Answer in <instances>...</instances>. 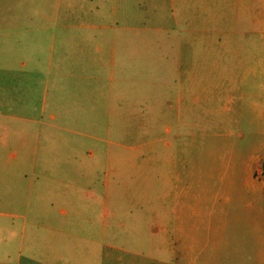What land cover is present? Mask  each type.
Instances as JSON below:
<instances>
[{"label":"rangeland","instance_id":"obj_1","mask_svg":"<svg viewBox=\"0 0 264 264\" xmlns=\"http://www.w3.org/2000/svg\"><path fill=\"white\" fill-rule=\"evenodd\" d=\"M236 14L234 0H0V262L264 264V0L251 49ZM43 129L64 157L32 166Z\"/></svg>","mask_w":264,"mask_h":264},{"label":"crops","instance_id":"obj_2","mask_svg":"<svg viewBox=\"0 0 264 264\" xmlns=\"http://www.w3.org/2000/svg\"><path fill=\"white\" fill-rule=\"evenodd\" d=\"M234 5L236 7L237 10V23L239 26V30L238 33H240V39L243 42V47H250L253 48V45L256 44L257 39H258V0H234ZM225 20V19H224ZM87 27V26H86ZM114 52L112 51V54ZM23 65V63L21 64ZM252 70V69H250ZM61 75H58V77H60ZM96 80L97 78L93 77V75H88V73L86 74H78V80ZM109 82L113 81L112 75L109 76L108 78ZM82 95V93L80 94ZM90 101L91 102H96V99L93 98V94L90 95ZM78 107H81V105H78ZM53 108L57 111V109L55 108V106L53 105ZM32 110L36 111V106H32ZM43 106H41L40 108V112H43ZM57 114L56 112H50L48 115L49 120L51 121H56L57 120ZM17 120H23L20 116L19 117H15ZM43 120V116H40V119L37 120L38 123L36 125H44V123H41V121ZM28 122H32L30 119L27 120ZM36 121V120H35ZM33 123V122H32ZM57 128L59 129L60 127H55L51 125V129ZM57 129H54V131H56ZM52 132V131H51ZM56 135L57 133L54 132ZM54 135V136H56ZM83 136H86L88 138H92V139H97L96 136H94L92 133H82ZM34 147L32 148V151L29 154V160L31 161L32 166H35L37 163V159H38V154L41 153V159L47 161V165H49V159L51 158L50 155V149H54V147L56 146V154H54L53 158H57L59 161L61 160V157L63 158L64 155H61V144H65V141H61L58 138L55 139L53 137L50 136V132L48 131V129H43V132L41 133V135H39V138L34 139ZM40 147L43 149V151L38 152V149H40ZM37 150V151H36ZM91 154V153H89ZM14 157V155H12ZM43 165H45V161H43ZM44 173V172H43ZM46 189V188H45ZM49 190V188H47ZM28 194L31 192H34V190L32 188H28ZM30 194L27 195V199L25 201L26 204V208H29V204H30ZM60 213L62 215L65 214L64 210H61ZM13 218H20L22 220V224L20 226L19 229V243H18V253L22 248V240H23V236L25 233L24 230V225L26 223V216L22 215V214H17V215H12ZM41 228H45L44 225H40ZM42 253H34L33 251H29V253L27 254L26 258V263L25 264H52V263H56V261L61 262V264H68V261H71L70 259L67 258V256H74V259L72 260V262L74 264H78V250L72 251L71 254L67 255L65 253H63V251H59L58 253H53V255H51L49 250H45L42 249L41 250ZM35 255H39V256H43L46 257L47 260H35L34 256ZM67 255V256H66ZM19 256V255H18ZM0 264H8L7 262H0Z\"/></svg>","mask_w":264,"mask_h":264}]
</instances>
